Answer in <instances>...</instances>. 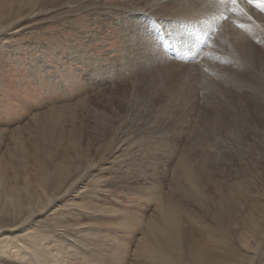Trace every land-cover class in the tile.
<instances>
[{
  "label": "rangeland",
  "instance_id": "rangeland-1",
  "mask_svg": "<svg viewBox=\"0 0 264 264\" xmlns=\"http://www.w3.org/2000/svg\"><path fill=\"white\" fill-rule=\"evenodd\" d=\"M152 2L0 0V264H264V36Z\"/></svg>",
  "mask_w": 264,
  "mask_h": 264
},
{
  "label": "bare ground",
  "instance_id": "bare-ground-1",
  "mask_svg": "<svg viewBox=\"0 0 264 264\" xmlns=\"http://www.w3.org/2000/svg\"><path fill=\"white\" fill-rule=\"evenodd\" d=\"M152 1H153L152 5L157 7L158 10L164 9L166 12V15L168 16V17H163V16L157 14L156 16L153 17V19L158 20L160 22L161 26H163V27L166 26V24L168 27L170 24V21H172V20H179L183 24H188V25L191 24L190 20L191 19L194 20V18H192V17L191 18H185L184 13L186 11H184L181 7V4L183 1L186 2L189 6L194 7L199 13L207 14L212 19L216 18L219 15H221V17H222V15H223V20H225L227 16H231L233 19L241 18L242 24L250 25V26H253V24H254V21H252L250 19V14L251 13L258 14L259 10L262 9L261 6L257 5L252 0H239L238 3L235 2V0H214V1L213 0H180V2H178L179 0H152ZM230 8H233V11L230 12ZM246 8L251 13L246 12L245 11ZM140 13L143 14V10L140 11ZM177 18H179V19H177ZM255 18L258 21V27H252L251 30H247V28H244L243 26H233L231 24H226V25L233 27L237 31L238 36H242V38L247 37V40L251 41L252 38L250 36L257 35V34H261L264 36V18L259 16V15H255ZM194 21L196 22V20H194ZM156 27H158V25ZM164 28L162 29L163 31H164ZM175 29L177 30V27H175ZM187 30H183V31L186 33ZM188 32H191V31L189 30ZM192 32H193V29H192ZM185 33H181V34H185ZM193 35L194 34H191L189 36H193ZM194 39L196 40V38H194ZM175 43L177 44L178 41H176ZM183 43H185V42H183ZM245 45H251L252 46V44L248 43L243 38L241 46L245 47ZM182 165H183V168H185V170L187 171V163L185 161H182ZM189 232H192V231L189 230ZM203 248L204 247H202V249ZM201 253L205 258L208 255L207 251H201ZM203 260L204 259H202V261Z\"/></svg>",
  "mask_w": 264,
  "mask_h": 264
},
{
  "label": "snow or ice",
  "instance_id": "snow-or-ice-1",
  "mask_svg": "<svg viewBox=\"0 0 264 264\" xmlns=\"http://www.w3.org/2000/svg\"><path fill=\"white\" fill-rule=\"evenodd\" d=\"M235 2H239V0H235ZM261 5L264 6V0H261Z\"/></svg>",
  "mask_w": 264,
  "mask_h": 264
}]
</instances>
